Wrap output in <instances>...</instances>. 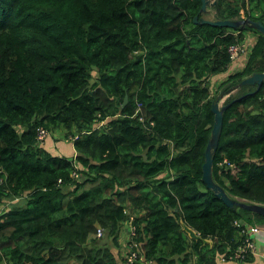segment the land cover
I'll list each match as a JSON object with an SVG mask.
<instances>
[{
	"label": "trees",
	"instance_id": "1",
	"mask_svg": "<svg viewBox=\"0 0 264 264\" xmlns=\"http://www.w3.org/2000/svg\"><path fill=\"white\" fill-rule=\"evenodd\" d=\"M263 8L217 0L214 13L264 24ZM203 16L201 0H0V209L26 196L0 210V264H123L130 219L147 260L217 264L240 239L235 220L264 227V216L228 208L202 181L228 47L256 37L222 95L264 73V37L194 23ZM223 105L214 181L264 205V82ZM40 127L60 131L74 157L43 148Z\"/></svg>",
	"mask_w": 264,
	"mask_h": 264
},
{
	"label": "water",
	"instance_id": "2",
	"mask_svg": "<svg viewBox=\"0 0 264 264\" xmlns=\"http://www.w3.org/2000/svg\"><path fill=\"white\" fill-rule=\"evenodd\" d=\"M217 5V0H201V13L204 16L211 14V9ZM210 9V11H209ZM201 17L194 18V23L201 25H210L214 27H224L232 30L236 29H245L251 28L258 33H260L264 37V24L261 21H254L249 17L241 15L240 19H229V20H219L217 19L215 13L213 14V19H207ZM264 82V73L258 72L253 73L247 78L243 79L237 86H235L232 90H230L227 94H231L236 92L239 88L244 86H256V91L259 90L262 83ZM127 102V99L124 100V105ZM227 106H221L218 99H215L212 102V112L214 114V124L211 130V135L208 140L206 149H205V161L202 165V181L206 185V187L211 190L218 198H220L223 203L230 209L237 211L238 209L246 210L249 212L256 213L258 215L264 216V205L259 203H250L244 200H238L236 198L231 197L223 187L217 184L213 178V161L214 154L218 148L222 127H223V113ZM1 171V167H0ZM170 211H174L170 209ZM176 211V210H175ZM183 223V222H182ZM184 232L188 235V237L192 240H202L204 244L212 245V239L202 237L191 227L186 224H182Z\"/></svg>",
	"mask_w": 264,
	"mask_h": 264
},
{
	"label": "built area",
	"instance_id": "3",
	"mask_svg": "<svg viewBox=\"0 0 264 264\" xmlns=\"http://www.w3.org/2000/svg\"><path fill=\"white\" fill-rule=\"evenodd\" d=\"M256 41V40H255ZM250 36L241 44H236L228 47V55L230 58V65L228 68V73H235L241 71L245 66L249 58L252 47L255 44ZM140 111V106H138L136 112ZM142 121V117L139 118ZM50 137V132L44 128L40 127L37 129L36 140L39 144H43ZM72 140L74 138L70 137ZM223 164L231 165L225 160ZM71 176L74 179H78L79 176L76 171H74ZM2 180L0 179V184ZM26 196H21L15 198V202L22 200ZM238 230V236L240 237L235 249L230 250L229 254H223L219 256L218 261L222 263L226 262H246V260L257 254L256 240L262 232L260 226L249 224L243 220H235L233 224ZM104 230L97 226L96 236L101 238L104 235ZM136 228L133 224V220L130 219L122 227L120 232V238L124 240L121 245V250L124 258L123 264H155L152 260H147L143 253L140 251L137 242L135 241Z\"/></svg>",
	"mask_w": 264,
	"mask_h": 264
},
{
	"label": "crops",
	"instance_id": "4",
	"mask_svg": "<svg viewBox=\"0 0 264 264\" xmlns=\"http://www.w3.org/2000/svg\"><path fill=\"white\" fill-rule=\"evenodd\" d=\"M213 14H214V10L211 9V14L204 16V18L213 19ZM63 139L64 138H62L61 140L56 139V141L54 142L51 141V139H48L45 142L44 148L46 146L49 152L60 156H66L68 157V159H71L75 155L73 145L67 139L64 140ZM13 202L5 201L4 204L1 206L0 210L4 209L5 207H9V205H11ZM261 229L262 232L256 240L257 254L252 256L248 262L222 263L218 261L217 264H264V227H261ZM123 242H121V245L123 244Z\"/></svg>",
	"mask_w": 264,
	"mask_h": 264
},
{
	"label": "rangeland",
	"instance_id": "5",
	"mask_svg": "<svg viewBox=\"0 0 264 264\" xmlns=\"http://www.w3.org/2000/svg\"><path fill=\"white\" fill-rule=\"evenodd\" d=\"M264 9V8H263ZM203 14V13H202ZM250 38L253 40V41H255V36L254 35H250ZM230 73H226V74H224L223 76H220V77H218V78H215V83H216V85L214 84V86H212V89H213V95L214 96H216V99H218L219 100V103H220V105L221 106H223V104L225 103V101L228 99V97L230 96L229 94H221L220 93V91H219V89L217 88L218 87V85L221 83V82H223L226 78H227V76L229 75ZM232 94H234V92L232 93ZM48 139H51V141H56V139H62V133L60 132V131H54V132H50V137L48 138ZM47 139V140H48ZM46 140V141H47ZM45 141V142H46ZM44 142V143H45ZM40 145H42V144H40ZM44 148V147H43ZM78 181H80V182H82L83 181V176H79V179H78ZM86 188H87V186H86ZM120 240H121V242H123L124 240L123 239H121L120 238ZM106 241H108V239H106ZM121 251V253H122V250H120Z\"/></svg>",
	"mask_w": 264,
	"mask_h": 264
},
{
	"label": "bare ground",
	"instance_id": "6",
	"mask_svg": "<svg viewBox=\"0 0 264 264\" xmlns=\"http://www.w3.org/2000/svg\"><path fill=\"white\" fill-rule=\"evenodd\" d=\"M1 176H3V175H1Z\"/></svg>",
	"mask_w": 264,
	"mask_h": 264
}]
</instances>
